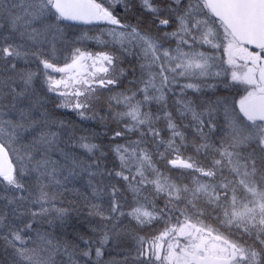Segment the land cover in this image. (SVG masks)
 <instances>
[{
    "label": "snow or ice",
    "instance_id": "obj_1",
    "mask_svg": "<svg viewBox=\"0 0 264 264\" xmlns=\"http://www.w3.org/2000/svg\"><path fill=\"white\" fill-rule=\"evenodd\" d=\"M0 264H264V0H0Z\"/></svg>",
    "mask_w": 264,
    "mask_h": 264
},
{
    "label": "trees",
    "instance_id": "obj_2",
    "mask_svg": "<svg viewBox=\"0 0 264 264\" xmlns=\"http://www.w3.org/2000/svg\"><path fill=\"white\" fill-rule=\"evenodd\" d=\"M79 34H80L79 31H77V35H79ZM88 43H89V45H90L89 50H92V51H100V50H102V49H100V48L95 47L93 44H91V43H92L91 41H89ZM125 67H126V66H125ZM242 91H243V89L240 90L241 93H242ZM209 94H210V92H209ZM236 97H238V96H236ZM157 159H159V158L157 157ZM157 166L161 169V171H162L165 175L168 174L167 171H166V169H165V165H163V164H158ZM168 167H172V166L169 165Z\"/></svg>",
    "mask_w": 264,
    "mask_h": 264
},
{
    "label": "rangeland",
    "instance_id": "obj_3",
    "mask_svg": "<svg viewBox=\"0 0 264 264\" xmlns=\"http://www.w3.org/2000/svg\"><path fill=\"white\" fill-rule=\"evenodd\" d=\"M98 2H101V3H105V4H107V3H109L110 2V0H98ZM91 44H93L95 47H97L96 45H95V43L94 42H92ZM98 48V47H97ZM225 59H226V57H225ZM76 71L77 72H82L83 70L82 69H76ZM206 91H209L210 92V90H206ZM242 95L244 94V92L242 91V93H241ZM239 96L238 97H236V100L238 101L239 100ZM133 171H135V169L133 168ZM168 175V174H167ZM167 175H165V176H167Z\"/></svg>",
    "mask_w": 264,
    "mask_h": 264
},
{
    "label": "water",
    "instance_id": "obj_4",
    "mask_svg": "<svg viewBox=\"0 0 264 264\" xmlns=\"http://www.w3.org/2000/svg\"><path fill=\"white\" fill-rule=\"evenodd\" d=\"M252 48H253L254 50H256V51H259L258 49H255V46H252Z\"/></svg>",
    "mask_w": 264,
    "mask_h": 264
}]
</instances>
